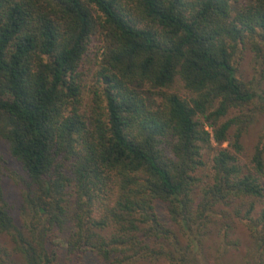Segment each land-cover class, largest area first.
I'll list each match as a JSON object with an SVG mask.
<instances>
[{
  "label": "trees",
  "instance_id": "trees-1",
  "mask_svg": "<svg viewBox=\"0 0 264 264\" xmlns=\"http://www.w3.org/2000/svg\"><path fill=\"white\" fill-rule=\"evenodd\" d=\"M263 78L264 0H0V264H264Z\"/></svg>",
  "mask_w": 264,
  "mask_h": 264
},
{
  "label": "rangeland",
  "instance_id": "rangeland-1",
  "mask_svg": "<svg viewBox=\"0 0 264 264\" xmlns=\"http://www.w3.org/2000/svg\"><path fill=\"white\" fill-rule=\"evenodd\" d=\"M242 68H244L247 73H252L254 71L252 62L248 58H245L242 61ZM260 89L264 91V78L261 81ZM256 117L257 118L255 119L254 124L247 129L243 136L245 155L252 151L254 144L259 140L264 141V111L260 112ZM210 154L211 153H209V156H206L207 160H209ZM3 184L5 186V190L10 196L18 197V189L13 184L11 179H9L7 176H4Z\"/></svg>",
  "mask_w": 264,
  "mask_h": 264
}]
</instances>
